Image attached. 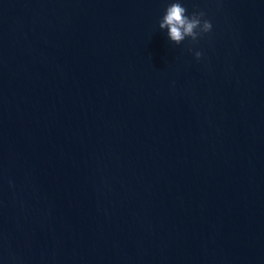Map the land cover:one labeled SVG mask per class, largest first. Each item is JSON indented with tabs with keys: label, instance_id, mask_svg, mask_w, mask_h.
<instances>
[{
	"label": "water",
	"instance_id": "obj_1",
	"mask_svg": "<svg viewBox=\"0 0 264 264\" xmlns=\"http://www.w3.org/2000/svg\"><path fill=\"white\" fill-rule=\"evenodd\" d=\"M171 2L0 0V264H264V0Z\"/></svg>",
	"mask_w": 264,
	"mask_h": 264
},
{
	"label": "clouds",
	"instance_id": "obj_2",
	"mask_svg": "<svg viewBox=\"0 0 264 264\" xmlns=\"http://www.w3.org/2000/svg\"><path fill=\"white\" fill-rule=\"evenodd\" d=\"M205 12H192L188 14L186 7L180 0H174L167 5L165 14L159 21V28L167 30V36L171 42L180 45L186 38L192 42H198L199 38L212 30V22L204 19ZM193 51L192 48L189 49ZM195 57L200 59L204 53L195 50Z\"/></svg>",
	"mask_w": 264,
	"mask_h": 264
}]
</instances>
